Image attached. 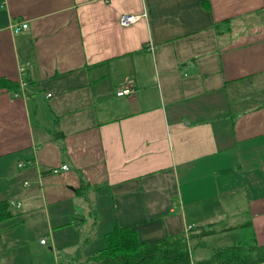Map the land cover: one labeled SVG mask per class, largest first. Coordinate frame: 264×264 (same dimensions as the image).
<instances>
[{
	"label": "crops",
	"instance_id": "obj_1",
	"mask_svg": "<svg viewBox=\"0 0 264 264\" xmlns=\"http://www.w3.org/2000/svg\"><path fill=\"white\" fill-rule=\"evenodd\" d=\"M0 77L29 84L0 89V202L21 203L0 264H86L116 226L156 243L238 214L264 245V0H0Z\"/></svg>",
	"mask_w": 264,
	"mask_h": 264
},
{
	"label": "trees",
	"instance_id": "obj_2",
	"mask_svg": "<svg viewBox=\"0 0 264 264\" xmlns=\"http://www.w3.org/2000/svg\"><path fill=\"white\" fill-rule=\"evenodd\" d=\"M226 20L216 25L218 33L224 31ZM226 27V26H225ZM0 89L12 90L20 94V83L0 77ZM133 89V87H132ZM26 92V91H25ZM25 95V94H23ZM13 216L9 202H0V220ZM191 227L175 236H167L156 243L140 240L135 229L116 226L105 235L106 245L86 259V264H264V245L237 243L219 248L203 259L194 258V249L204 247L203 240L213 234L209 226Z\"/></svg>",
	"mask_w": 264,
	"mask_h": 264
},
{
	"label": "rangeland",
	"instance_id": "obj_3",
	"mask_svg": "<svg viewBox=\"0 0 264 264\" xmlns=\"http://www.w3.org/2000/svg\"><path fill=\"white\" fill-rule=\"evenodd\" d=\"M131 15H134V14H131ZM136 17H138V21L142 18L140 15H134ZM133 25V24H131ZM24 32V31H23ZM21 33V32H20ZM15 34H19V33H15ZM119 97V96H118ZM124 97V96H122ZM87 202L89 204H98V205H102L101 204V200H102V195H101V192H90V194L88 195L87 197ZM86 200V199H84ZM16 216L15 217H18L19 214L18 213H15ZM88 215V214H87ZM82 218V217H80ZM248 218H247V215H243V217H241V214H238V216H233V215H226V216H221L219 218H217L215 220V224L211 225L208 227L209 230L211 231H214L213 234H210L209 236H207L205 239H204V242L206 243L207 245V248H205V250H203V248L201 247H198V245H196L195 249H194V258L196 259H203L204 256L208 257L210 256L214 250H217L219 249L220 247L224 248L223 246L227 245V244H230V243H226L228 240H229V237H231L232 239H235L234 242L232 245H235L237 244L238 242L239 243H242V244H254L253 241H250V235L247 234L248 236H246V239L245 237H243L244 239H240L239 236H241L242 234H244L245 230L246 229H241L243 228L242 224H244L243 221H247ZM36 225L35 223L33 224H25V225H22L23 228H28V227H32ZM233 225H236L237 227L235 229H228V230H225V228H227V226H233ZM238 226H241V227H238ZM52 231V230H51ZM229 232V233H227ZM49 235V234H48ZM50 235H51V232H50ZM47 236V234L45 235ZM44 235L40 238H43L45 237ZM40 238L37 239L39 245L41 244L40 242ZM237 240V241H236ZM50 241V239L48 240ZM229 242V241H228ZM22 249V248H21ZM20 250V249H18ZM199 252V255H197V253ZM70 258H68L67 261H62L64 262L65 264H85L83 261H79V260H75V261H69ZM52 262L51 264H55V261H49V263ZM60 262V261H59Z\"/></svg>",
	"mask_w": 264,
	"mask_h": 264
},
{
	"label": "built area",
	"instance_id": "obj_4",
	"mask_svg": "<svg viewBox=\"0 0 264 264\" xmlns=\"http://www.w3.org/2000/svg\"><path fill=\"white\" fill-rule=\"evenodd\" d=\"M137 21H138V17H136L134 15H131V14H121L120 17H119L120 25L121 26H125V27H128L131 24L136 23ZM28 27H29L28 23H24V22L20 23V24H15L13 26V32L14 33H20V32H23V31H27ZM148 49L153 51L154 50V45L152 43H150ZM23 72H24V67L21 66V73H23ZM28 86H29V84H28V82L26 80L20 81V90H21V92H20V94H16L15 96L19 97L20 95L25 94V90L27 89ZM132 92H133L132 86L128 85L127 87H125V88L121 89L120 91H118L117 92V96H119V97L128 96ZM48 95L50 96L51 94H48ZM29 164H33V161H27V162L23 161V162L19 163V166L20 167H24V166L29 165ZM62 170L63 171L69 170V166L67 164H62L61 166L52 169L51 172L59 173ZM9 206L20 207L21 203L12 201V202H10ZM190 229H191V226L187 227L185 230L188 231ZM40 242H41V244L46 245L47 237H43Z\"/></svg>",
	"mask_w": 264,
	"mask_h": 264
}]
</instances>
